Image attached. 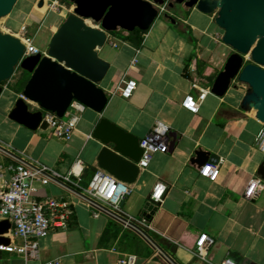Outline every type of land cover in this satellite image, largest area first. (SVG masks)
Here are the masks:
<instances>
[{
    "label": "crops",
    "instance_id": "crops-1",
    "mask_svg": "<svg viewBox=\"0 0 264 264\" xmlns=\"http://www.w3.org/2000/svg\"><path fill=\"white\" fill-rule=\"evenodd\" d=\"M54 1L18 0L11 15L0 22V29L20 39L25 27V35L46 53L57 28L75 7L60 0L62 9L52 11ZM164 13L143 34L141 46L109 34L98 51L110 64L99 85L108 94L109 103L101 115L85 107L68 139L55 137L49 128L31 131L10 119L30 78L18 70L4 84L0 96V142L22 153L27 163H41L62 176L80 161L79 183L87 187L99 170L102 145L91 134L101 118L141 141L157 123H164L169 133L177 135L175 147L172 152L155 153L149 167L140 170L130 185L131 195L124 200L123 217L145 218L144 207L155 185L162 183L167 187L165 197L155 215L145 218L150 229H142L159 236L168 249L164 251L177 264H222L226 259L237 264H264V188L254 201L244 197L249 181L261 177L264 154L256 138L264 129V117L241 109L248 87L237 81L224 97L208 94L196 114L182 106L188 96L197 97L201 88L212 89L234 51L224 43V30L216 24L215 15L184 5L173 11L167 8ZM40 36L43 44L38 45ZM127 81L137 83L130 99L120 95ZM29 106L38 111L35 104ZM74 114L71 111L69 116ZM198 150L211 153L221 163L217 181L200 176L201 168L194 162ZM11 162L0 150V171L5 179L10 175L4 169ZM79 193L61 179L40 187L38 200L69 203L72 215L67 228L55 229L41 239L38 258L28 259L15 252L23 241L10 229L3 236L10 244L0 247V264H119L126 255L136 256V264H168L135 231L104 213L94 217V210ZM202 235L213 240L205 260L195 255Z\"/></svg>",
    "mask_w": 264,
    "mask_h": 264
},
{
    "label": "water",
    "instance_id": "water-1",
    "mask_svg": "<svg viewBox=\"0 0 264 264\" xmlns=\"http://www.w3.org/2000/svg\"><path fill=\"white\" fill-rule=\"evenodd\" d=\"M75 7L52 37L46 54L23 57L25 46L19 38L0 29V96L4 84L10 82L18 70L29 74L21 98L10 114V119L31 131L47 130L46 113L64 118L74 101L98 114H103L108 94L99 86L106 78L110 64L99 55L109 38L118 30L147 32L164 11L178 5L196 8L205 15H215L216 24L224 30V43L234 53L217 76L211 93L224 97L233 82L248 87L241 103L245 112H255L264 117V0H65ZM18 0H0V22L11 15ZM43 2L40 3L42 7ZM92 21L97 26L88 23ZM249 60V61H248ZM30 104L38 111L33 112ZM91 137L102 145L98 167L117 180L131 185L136 182L140 169L138 163L144 155L141 140L106 118H101ZM166 151L172 152L177 135L168 134ZM214 159V161H211ZM194 162L200 167L217 163L211 153L198 150ZM259 175L264 180V163ZM166 194V193H165ZM81 197L83 195L79 193ZM165 197V196H164ZM124 206V201L121 207ZM160 203L149 201L144 216L150 220ZM102 212L127 225L122 217ZM11 224L0 221V246L10 244L8 234ZM127 227L144 240L168 264H177L164 249L144 230L133 223Z\"/></svg>",
    "mask_w": 264,
    "mask_h": 264
},
{
    "label": "built area",
    "instance_id": "built-area-1",
    "mask_svg": "<svg viewBox=\"0 0 264 264\" xmlns=\"http://www.w3.org/2000/svg\"><path fill=\"white\" fill-rule=\"evenodd\" d=\"M62 9L60 0H55L50 5V10L59 12ZM24 35L20 38L25 46L23 57H28L42 53L36 47L34 40L26 36V28H22ZM137 88L135 81L124 82L120 88V95L125 99H130ZM211 93L210 88H201L197 97L188 96L182 106L191 113H198L201 103L206 96ZM85 106L74 101L65 119L58 118L55 114L46 113L44 121L49 125L53 135L58 138L68 139L75 131L78 123V114L83 112ZM75 114L69 116L70 112ZM169 127L164 123H157L153 132L141 141L144 155L138 163L140 170H145L155 153L166 151L169 145ZM256 145L264 154V129L257 138ZM0 150L8 155L13 162L5 167L9 173V179L4 178L3 171H0V219L7 220L11 224L12 234L22 239L23 244L15 247V252L28 258H38L39 242L41 239L50 235L55 229H65L72 211L68 202L64 200L48 199L40 201L37 199L40 187L47 186L56 179H61L80 191L82 199L94 210V217H99L102 210L106 209L109 214L116 217H123L121 203L131 195L130 185L117 180L104 170H97L89 185L81 187L79 178L81 174V162L78 161L67 175H60L46 165L41 163H27L22 153L13 151L10 147L0 142ZM220 162L208 163L200 169V176L212 182L217 181L220 175ZM264 188V180L261 177H253L244 192V197L249 201L256 200ZM167 187L158 183L155 185L150 201L155 204L161 203L164 199ZM127 225L133 223L139 228L150 229L148 221L142 219H126ZM127 225H125L127 227ZM128 228V227H127ZM142 229V230H143ZM213 244V240L207 235H202L196 244L195 255L205 260L207 249ZM2 247V246H0ZM4 247V246H3ZM136 256L126 255L120 259L119 264H136ZM222 264H237L231 259H226Z\"/></svg>",
    "mask_w": 264,
    "mask_h": 264
},
{
    "label": "trees",
    "instance_id": "trees-1",
    "mask_svg": "<svg viewBox=\"0 0 264 264\" xmlns=\"http://www.w3.org/2000/svg\"><path fill=\"white\" fill-rule=\"evenodd\" d=\"M146 32H141L139 30H135L133 32H125L123 30H118L116 32L111 33V36L118 38L122 41H128L131 42L137 46H141L143 43V34ZM29 75V74H28ZM29 78H27L28 80ZM27 80L25 84L27 83ZM148 234L155 240L156 243H158L164 250L168 251V249L165 246L164 241L157 235L148 232ZM176 262V261H175Z\"/></svg>",
    "mask_w": 264,
    "mask_h": 264
},
{
    "label": "rangeland",
    "instance_id": "rangeland-1",
    "mask_svg": "<svg viewBox=\"0 0 264 264\" xmlns=\"http://www.w3.org/2000/svg\"><path fill=\"white\" fill-rule=\"evenodd\" d=\"M172 11H173V9H172ZM53 17H55V16L52 15L51 18H53ZM88 23H89L90 25H92V26H97V25H96L95 23H93L92 21H88ZM59 27H60V26H59ZM59 27H58V28H59ZM58 28H57V29H58ZM3 32H4V33H7V34H11V33L7 32L6 30H4ZM13 36H14V35H13ZM15 37H16V36H15ZM16 38H19V37H16ZM40 42H41V43H40ZM42 42H43V41H42V37L40 36L39 39H38V45L43 44ZM248 61H249V60H248ZM66 118H67V117H65V119H66Z\"/></svg>",
    "mask_w": 264,
    "mask_h": 264
},
{
    "label": "bare ground",
    "instance_id": "bare-ground-1",
    "mask_svg": "<svg viewBox=\"0 0 264 264\" xmlns=\"http://www.w3.org/2000/svg\"><path fill=\"white\" fill-rule=\"evenodd\" d=\"M44 9H42V11H43Z\"/></svg>",
    "mask_w": 264,
    "mask_h": 264
}]
</instances>
